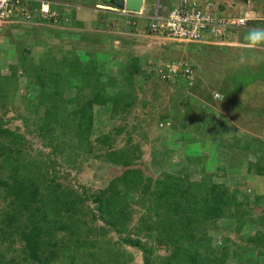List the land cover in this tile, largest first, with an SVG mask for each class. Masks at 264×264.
<instances>
[{
	"label": "rangeland",
	"instance_id": "obj_1",
	"mask_svg": "<svg viewBox=\"0 0 264 264\" xmlns=\"http://www.w3.org/2000/svg\"><path fill=\"white\" fill-rule=\"evenodd\" d=\"M62 1L72 9L73 0ZM210 1L219 12L227 9V14L248 20L245 31L233 32L238 39L230 41L238 40L243 46L226 43V39L213 40L216 43L210 45L178 43L149 32L145 20L107 13L111 5L99 0H76L83 9H92L93 22L78 19L64 7L63 11L57 8L52 18L36 15L29 22L0 20V128L19 136L22 160L50 165L48 184H58L81 208L76 220L83 221V230L72 236L52 232L47 252L52 249L57 255L49 264H93L79 248V241L86 242L81 248L94 253L97 261L115 256L118 262L113 264H144L142 251L123 243L122 238L155 248L153 256L168 254L169 247L158 245L156 231L147 227L157 218L145 208L153 198L144 197L139 189L126 190L118 181L127 169L107 156L125 147L134 149V166L143 181L149 177L153 182L164 173L186 169L189 183H205L210 178L211 183L227 188L246 212L241 225L235 218L223 217L216 229L207 225L203 231L217 253L222 246L229 247L224 264H264V243L254 245L246 239L264 235V176L249 165L258 164L257 157L264 155V42L253 45L246 39L250 30H264V0ZM158 2L147 0V10L151 13ZM99 4L104 8L95 6ZM242 59L247 61L242 63ZM171 61L187 63L192 82L179 77L162 79L158 67ZM133 63L138 72L132 71ZM87 68L100 73L91 76V86L98 84L109 97L106 104L92 106L89 141L76 137L77 120L72 114L93 95L91 86L81 87L83 78L90 81L89 76H81ZM38 74L45 81L42 91L50 93L48 97L42 94L45 100L65 108L61 111L66 116L64 127L44 117L49 102L42 105L37 100L39 87L34 81ZM114 102L115 113L111 110ZM38 128L44 129L43 138ZM9 139L0 136L5 145ZM245 139H253L247 149L241 141ZM6 175L0 168V180ZM111 189L124 202V208L117 206L126 214L119 233L94 210L93 199ZM44 193L41 199H47ZM10 200L0 185V260L40 264L28 259L24 243L18 240L30 224L27 212L16 210V222L10 226L4 222V213L12 211ZM3 230L11 234L12 242L1 240Z\"/></svg>",
	"mask_w": 264,
	"mask_h": 264
},
{
	"label": "trees",
	"instance_id": "obj_2",
	"mask_svg": "<svg viewBox=\"0 0 264 264\" xmlns=\"http://www.w3.org/2000/svg\"><path fill=\"white\" fill-rule=\"evenodd\" d=\"M101 1L107 2V0ZM131 69L134 72H138L139 70L136 63L131 65ZM95 71L94 68H87L81 74V76L90 77L89 82L83 78L82 88L91 86V76L95 73L97 75L100 74ZM41 77V74H38L37 80L34 82H37L39 87L40 96L37 97L38 102L42 105L49 102V106L45 109L44 117L47 121L59 122L64 127L66 116L62 112H64L65 108L63 105L55 106L56 104L49 98L45 100L42 94L48 97L50 93L42 91L41 88L45 86V81ZM90 90L93 92V95L83 102V106L79 110L72 112L77 120L74 131L78 139L86 138L88 140L89 138L88 135L93 122L92 106L95 104L104 105L109 99L108 96L104 95V89L98 88V84L91 86ZM114 98L118 99L119 96H114ZM50 108L54 110H50ZM111 110L113 113L117 111L115 102ZM40 123L39 126L41 127L42 122ZM44 129H36L39 133V138H43L42 131ZM202 131H205V129H202ZM0 136L10 138L8 145L0 142V168L7 171L6 177L0 180V185L11 196L10 204L12 205L11 213H4V222H8L6 223L7 226L16 222L14 220L16 216L13 213L16 210L27 212L30 224L25 226L27 229L23 231L24 235L20 237L21 239L18 238V240L24 243L28 259L31 262L49 264L52 258H55L57 255V252L52 249L47 252V247H50L52 232L65 231L67 236H72L77 232L79 233V229L83 230L81 226L83 221L76 220L81 213V208H79L77 201L72 199L71 194L61 189L58 184H48L49 178H47V173H49L50 165H46L45 162L39 160H36L32 164V161L21 159L23 152L20 148L19 136L12 135L8 130H2L1 128ZM103 140L107 141L106 138H103ZM241 141L245 143L243 149H247L253 145L251 142L253 139ZM107 156L110 157L112 162L120 163L127 169V171L120 175L118 181L123 184L126 190L136 191L139 189L144 197L151 196L153 198L151 202L152 207L146 205L145 208L147 213L153 212V215L157 218L153 222H150L147 227L149 230L153 229L156 231L158 245L169 247L168 254L165 256H153L155 248L147 247L144 243L132 240L129 237L122 238L123 243L139 248L142 251L144 264L225 263L229 247L222 246L220 252L217 253V248L212 245L211 237L207 236L203 229L207 225L212 229H216L217 221L223 217L228 219L235 218L239 223H237L238 227L241 225L240 221L243 220L246 212L241 211L239 204L235 202V198L227 191V188L211 183L210 178H207V182L205 183H189L185 178L187 175L186 169H181L176 174L164 173L162 178L156 179L153 182H151L152 180L149 177H146L143 181L139 169L135 167L137 164L134 161L137 158L134 156V149L132 147H125L121 150L110 152ZM189 157L187 156V160L191 162V158ZM257 160L258 164L251 165L249 162L248 164L255 168V173L257 172L258 175L264 176V155L257 157ZM262 160L263 162H261ZM29 163L30 168L28 166ZM32 173L35 175H32ZM43 193L47 199H41ZM117 196L118 193L111 189L109 194L104 195V197H95L93 200L97 204L94 208L97 217L119 233L122 232L120 226L124 224L123 219L126 214L122 210L118 211L119 207L117 208V206H120V209L124 208L122 206L124 202L121 199H117ZM83 226H86L85 222ZM10 235L9 232L3 230L1 232V240L7 239L12 242L13 240L10 238ZM46 236L49 237V240ZM46 238L48 243L45 242ZM246 239L248 243L254 245H262L264 243V235L262 234L248 236ZM84 244H86L85 241L78 242L79 248L85 252L84 256L90 257V261L93 264H113V261L118 262L115 256L112 259L107 256L104 261L95 260L93 258L94 253L81 248ZM237 246L240 249L241 246ZM88 248L91 247L88 246ZM244 249L246 248L244 247ZM23 259L25 258L23 257ZM2 260H0V264H8L2 262ZM13 264L17 263L13 260Z\"/></svg>",
	"mask_w": 264,
	"mask_h": 264
},
{
	"label": "built area",
	"instance_id": "obj_3",
	"mask_svg": "<svg viewBox=\"0 0 264 264\" xmlns=\"http://www.w3.org/2000/svg\"><path fill=\"white\" fill-rule=\"evenodd\" d=\"M143 1L141 11L133 12L110 7L111 12L122 18L145 20L149 32L178 43H201L205 39H221L230 36L236 30H244L246 18L227 14V9L218 11L210 0H177L168 10L156 3L148 14ZM39 3V7L33 4ZM38 15L40 18H52L57 15L50 4L38 0H0V20L6 22H29ZM162 79L177 78L192 82L193 72L182 61H171L165 67H158Z\"/></svg>",
	"mask_w": 264,
	"mask_h": 264
},
{
	"label": "crops",
	"instance_id": "obj_4",
	"mask_svg": "<svg viewBox=\"0 0 264 264\" xmlns=\"http://www.w3.org/2000/svg\"><path fill=\"white\" fill-rule=\"evenodd\" d=\"M48 1H50V0H48ZM54 2V3H52V2ZM50 2L52 3V5H56L55 7H57V8H60L62 11H63V9H62V7H66V6H68L67 5V3H65L64 1H62V0H59V1H53V0H51ZM91 2V1H90ZM98 2V1H97ZM99 2L100 3H102L101 2V0H99ZM159 2H160V0H159ZM177 2V0H165V2H162V4L160 3V5H161V7H163V9H166V10H168L170 7H172L175 3ZM152 3V2H151ZM233 3H234V1H233ZM100 5V4H99ZM99 5H95L96 7H98V8H104V7H102L101 5L99 6ZM153 5H154V3H153ZM152 5V6H153ZM70 7L72 8V9H67V8H65V9H67V10H70L69 12H71V11H73L74 12V15L75 16H77L78 15V19H88V20H90L91 22H93L92 21V17L93 18H95V15L93 14L94 12L92 11V9H89V8H82V7H80V5L76 2V0L74 1L73 0V2L70 4ZM152 9H153V7H152ZM89 10V11H88ZM147 11H149V10H147ZM106 12L107 13H109V14H111L110 12H108L107 10H106ZM151 12H152V10H151ZM149 13H150V11H149ZM80 14V15H79ZM237 16H241V15H237ZM236 31H238V34H240V32H242V30L240 29H238V30H236ZM245 31V30H244ZM236 33V32H235ZM231 36V37H230ZM230 36H228L227 38H226V43H233V44H238V46L240 47V46H243V44L240 42V41H238L237 40V43L235 42V41H233V42H230L232 39L234 40H236V39H238L237 37H235V35H234V33L232 34V35H230ZM210 43L212 44V43H216V42H213V40H210V38H208V39H205L201 44H205V45H210ZM239 49H241V50H239ZM238 50L239 51H242V49L243 48H239ZM246 49V48H245ZM235 50H237V49H235ZM246 51V50H245ZM240 58H243V57H240ZM242 61H244V62H242V63H245L246 61H247V59L246 60H243L242 59Z\"/></svg>",
	"mask_w": 264,
	"mask_h": 264
},
{
	"label": "clouds",
	"instance_id": "obj_5",
	"mask_svg": "<svg viewBox=\"0 0 264 264\" xmlns=\"http://www.w3.org/2000/svg\"><path fill=\"white\" fill-rule=\"evenodd\" d=\"M38 1H41V2H47L50 4L51 8L53 11L57 12V7L53 6L52 3L48 0H38ZM108 1V0H107ZM147 3V0L145 1V4ZM35 7H39V3H35L33 4ZM103 7V6H102ZM111 7H113L111 5ZM146 7H147V4H146ZM110 7H106L107 11H111L109 9ZM115 8V7H114ZM119 9V8H118ZM123 9V8H122ZM111 14H114L113 12H110ZM116 15V14H114ZM226 39V38H225ZM246 39L253 45L257 44V43H260V42H264V30H261V29H252L250 30L248 33H247V36H246ZM165 67V66H163Z\"/></svg>",
	"mask_w": 264,
	"mask_h": 264
},
{
	"label": "water",
	"instance_id": "obj_6",
	"mask_svg": "<svg viewBox=\"0 0 264 264\" xmlns=\"http://www.w3.org/2000/svg\"><path fill=\"white\" fill-rule=\"evenodd\" d=\"M245 2L247 0H244ZM108 3L115 8H125L126 10L139 12L142 9L143 1L142 0H108Z\"/></svg>",
	"mask_w": 264,
	"mask_h": 264
}]
</instances>
